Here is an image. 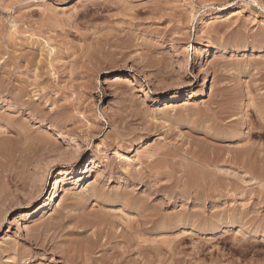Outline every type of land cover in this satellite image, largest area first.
<instances>
[{"label":"rangeland","instance_id":"374dc122","mask_svg":"<svg viewBox=\"0 0 264 264\" xmlns=\"http://www.w3.org/2000/svg\"><path fill=\"white\" fill-rule=\"evenodd\" d=\"M0 264H264V0H0Z\"/></svg>","mask_w":264,"mask_h":264},{"label":"bare ground","instance_id":"6f19581e","mask_svg":"<svg viewBox=\"0 0 264 264\" xmlns=\"http://www.w3.org/2000/svg\"><path fill=\"white\" fill-rule=\"evenodd\" d=\"M191 96V95H190ZM191 98H192V96H191ZM179 99L178 98H176V97H174L173 99H172V103L173 102H176V101H178ZM247 102L245 101V102H243L242 103V108L244 107V109H246L247 108ZM248 113V112H247ZM245 118V117H244ZM245 124H246V119L244 120V121H242V123L239 125V127L238 128H236L237 129V131L235 132L236 133V137L237 138H240L241 136H243V134L245 133L244 132V126H245ZM50 128V127H49ZM52 128V127H51ZM44 137V136H43ZM45 138V137H44ZM46 140V139H45ZM70 140H72L73 141V139H70ZM47 141V140H46ZM43 145H44V143H43ZM43 148V147H42ZM47 148V147H46ZM76 161H78V159H76ZM94 161V160H93ZM77 172V171H76ZM75 172V173H76ZM70 175H71V173H70V171H65V173L58 179V184H57V188H59V190H61L62 189V192H65L67 195H71L72 193H73V190H71V187L69 186V183H68V180H69V178H70ZM76 175V174H75ZM56 193V192H55ZM73 195V194H72ZM55 196H56V194H55ZM20 222H18V224H19Z\"/></svg>","mask_w":264,"mask_h":264}]
</instances>
